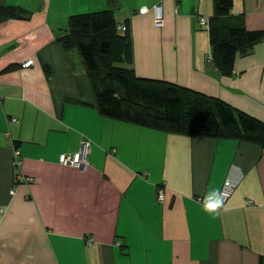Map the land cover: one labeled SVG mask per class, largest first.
<instances>
[{
    "label": "crops",
    "instance_id": "obj_1",
    "mask_svg": "<svg viewBox=\"0 0 264 264\" xmlns=\"http://www.w3.org/2000/svg\"><path fill=\"white\" fill-rule=\"evenodd\" d=\"M111 4L131 39V63L121 66L264 121V38L222 74L199 24L213 0H0L24 12L0 20V264H264V149L145 128L95 108L78 53L57 41L59 22ZM230 17L264 30V0H233ZM82 138L87 170L61 165L59 155L76 152ZM229 175L237 184L228 210L205 212L198 198Z\"/></svg>",
    "mask_w": 264,
    "mask_h": 264
},
{
    "label": "trees",
    "instance_id": "obj_2",
    "mask_svg": "<svg viewBox=\"0 0 264 264\" xmlns=\"http://www.w3.org/2000/svg\"><path fill=\"white\" fill-rule=\"evenodd\" d=\"M233 0H213L208 19L211 61L222 74L232 73L237 56L248 54L264 38V30H249L232 21ZM24 13V12H23ZM17 7L0 6V20L22 18ZM115 8L71 14L57 41L76 51L88 76L99 114L164 132L191 137L232 138L264 149V121L231 107L218 97L172 82L138 77L121 66L131 63L129 32L122 33Z\"/></svg>",
    "mask_w": 264,
    "mask_h": 264
},
{
    "label": "built area",
    "instance_id": "obj_3",
    "mask_svg": "<svg viewBox=\"0 0 264 264\" xmlns=\"http://www.w3.org/2000/svg\"><path fill=\"white\" fill-rule=\"evenodd\" d=\"M155 10V25L157 26H162L163 25V20L161 16V10L159 6L154 7ZM148 11V8L145 6H142L139 9V13L143 14ZM199 24L205 28L208 27V20L204 17H201L199 19ZM117 29L120 32L125 31V26L124 25H119ZM31 64V61L26 62L24 65L28 66ZM90 150V141L87 138H82L80 141L79 148L76 152L68 154V153H62L59 155V163L64 166H70L74 167L77 170L80 171H85L89 167V162H88V154ZM20 164V161L18 159V152L15 151L14 157H13V165L18 166ZM18 179L23 182H31V178H27L25 176H18ZM237 184V180L229 175L223 182V185L221 187L220 192L224 194V203L227 201V199L230 197L232 194L235 186ZM158 201L163 200V190L159 189L157 191V196H156ZM199 201L203 202L202 198H198Z\"/></svg>",
    "mask_w": 264,
    "mask_h": 264
},
{
    "label": "clouds",
    "instance_id": "obj_4",
    "mask_svg": "<svg viewBox=\"0 0 264 264\" xmlns=\"http://www.w3.org/2000/svg\"><path fill=\"white\" fill-rule=\"evenodd\" d=\"M203 210L209 214H219L228 209L224 205V194L219 190L207 194L203 200Z\"/></svg>",
    "mask_w": 264,
    "mask_h": 264
},
{
    "label": "rangeland",
    "instance_id": "obj_5",
    "mask_svg": "<svg viewBox=\"0 0 264 264\" xmlns=\"http://www.w3.org/2000/svg\"><path fill=\"white\" fill-rule=\"evenodd\" d=\"M94 11V10H93ZM60 25H61V27H63V29H66L67 28V26H68V18L66 19V18H64V21H63V19L61 18V20H60Z\"/></svg>",
    "mask_w": 264,
    "mask_h": 264
}]
</instances>
